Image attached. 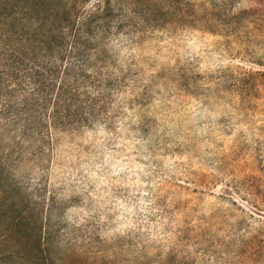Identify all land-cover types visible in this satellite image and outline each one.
Listing matches in <instances>:
<instances>
[{
    "label": "rangeland",
    "instance_id": "rangeland-1",
    "mask_svg": "<svg viewBox=\"0 0 264 264\" xmlns=\"http://www.w3.org/2000/svg\"><path fill=\"white\" fill-rule=\"evenodd\" d=\"M134 23L85 128L0 65V264H264V0H138Z\"/></svg>",
    "mask_w": 264,
    "mask_h": 264
},
{
    "label": "trees",
    "instance_id": "trees-1",
    "mask_svg": "<svg viewBox=\"0 0 264 264\" xmlns=\"http://www.w3.org/2000/svg\"><path fill=\"white\" fill-rule=\"evenodd\" d=\"M137 15L138 0H0V65L30 80L60 129L88 127L103 87L95 56Z\"/></svg>",
    "mask_w": 264,
    "mask_h": 264
}]
</instances>
